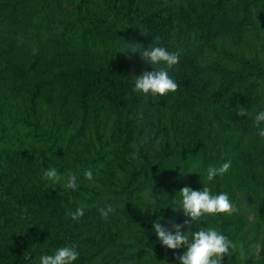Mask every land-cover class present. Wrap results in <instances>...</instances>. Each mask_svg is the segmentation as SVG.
<instances>
[{"label":"trees","instance_id":"trees-1","mask_svg":"<svg viewBox=\"0 0 264 264\" xmlns=\"http://www.w3.org/2000/svg\"><path fill=\"white\" fill-rule=\"evenodd\" d=\"M153 43L179 54L178 88L146 98L133 76L153 68L128 49ZM260 110L264 0H0V264H38L69 243L78 264H179L183 249L162 246L152 223L183 224L172 199L203 182L232 201L202 220L232 242L222 264H264ZM49 166L80 189L47 182ZM148 198L154 214L139 208Z\"/></svg>","mask_w":264,"mask_h":264},{"label":"clouds","instance_id":"clouds-1","mask_svg":"<svg viewBox=\"0 0 264 264\" xmlns=\"http://www.w3.org/2000/svg\"><path fill=\"white\" fill-rule=\"evenodd\" d=\"M136 45L140 44L132 45L133 47L128 51L133 54L139 53L140 58L151 65L153 70L133 76L135 78L133 91L146 98L164 97L169 93H174L178 88V83L170 73L179 63V54L170 52L155 43L149 47L143 45L142 48L136 47ZM239 114L247 115L245 111H239ZM254 124L258 129L257 134L264 138V110L256 113ZM231 166V160H226L219 166L209 165L198 174L202 177V182L205 178L208 182H213L218 176L223 177ZM83 177L90 182L95 179L90 168L83 172ZM43 179L53 186L60 185L65 191L74 192L81 186L77 174H71L65 178L57 167L43 168ZM203 184V190H194L186 186L172 199L176 200L178 196V206L171 208L175 211H183L186 217L183 224L165 227L160 223L162 217H159V214L157 220L152 223V231L162 246L170 250L183 249L182 254L177 257L179 264H222L224 257L231 255L232 242L220 231L212 227H203L202 220L207 216L228 213L232 208V201L227 193L213 194L204 182ZM150 190L153 191V189ZM158 206V201L148 198L147 204L143 208H139L147 212L150 207L154 214L153 208ZM118 207L119 205L115 202L107 203L105 207L99 209L101 217L105 220L108 219ZM162 208L164 207H159V212ZM83 215V207H78L71 213V220L78 221ZM192 224H199V230H191ZM79 259L80 252L77 247L69 243L56 248L51 254H40L38 264H78Z\"/></svg>","mask_w":264,"mask_h":264}]
</instances>
